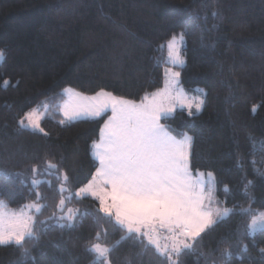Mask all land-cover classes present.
Masks as SVG:
<instances>
[{
    "label": "trees",
    "instance_id": "1",
    "mask_svg": "<svg viewBox=\"0 0 264 264\" xmlns=\"http://www.w3.org/2000/svg\"><path fill=\"white\" fill-rule=\"evenodd\" d=\"M180 31L187 60L180 68L181 85L188 91L204 88L205 106L193 117L178 110L162 123L193 137V169L215 174L221 205L264 210V176L251 163L264 172V0H0V168L5 170L0 172V201L21 208L36 200L35 178L44 181L37 190L43 195L39 202L48 205L35 212L39 240L24 244L31 256L23 257L16 246H0V264H93L89 245L111 247L121 241L123 230L97 211L94 198L74 196L99 166L91 145L109 113L60 124L57 106L66 88L87 95L105 89L137 101L161 89L170 64L158 63L167 56L158 45ZM46 104L44 132L19 126L25 112ZM238 159L243 170L236 166ZM46 161L70 177L63 196L82 220L72 228L57 224L60 180L56 170L45 172ZM248 180L254 199L243 192ZM249 222L248 215L231 214L203 235L197 252L174 259L178 264H226L222 250L242 243L247 253L237 258L235 249L231 264H264V230L255 237L240 235ZM109 256L111 264H168L132 238Z\"/></svg>",
    "mask_w": 264,
    "mask_h": 264
},
{
    "label": "snow or ice",
    "instance_id": "2",
    "mask_svg": "<svg viewBox=\"0 0 264 264\" xmlns=\"http://www.w3.org/2000/svg\"><path fill=\"white\" fill-rule=\"evenodd\" d=\"M217 15V12H212L213 17ZM185 46L183 31L171 34L158 45L159 50H167L166 59L158 60V63H168L171 67L163 70L164 87L145 92L139 101L114 95L105 89L93 95H85L72 88L63 90L67 99L57 106L63 115L60 124L82 117L102 118L111 113L99 130V139L91 145L92 156L99 166L74 196L94 198L99 205L97 211L113 220L124 235L111 247L101 243L89 245L86 250L95 254L93 264H111L109 254L119 243L130 238L143 244L145 249L153 248L168 264H178L174 257L186 251L197 252L195 245L203 235L235 213L250 217L240 235L255 237L258 230H264V210L253 209L251 204L246 208L213 206L219 203L214 195L215 177L211 172L194 171L193 137L186 132L173 134L174 129L161 123L162 118L172 117L178 109L186 110L187 115L193 117L205 106L207 93L202 89L195 90L199 95L186 92L181 85V72L175 70L187 64L182 53ZM3 57L4 51L0 49V58ZM47 107L44 105L45 112H40L39 107L25 112L18 120L19 126L44 132L41 121L46 116ZM256 107L253 106V112ZM251 163L253 170L264 176V172L255 167L256 162L253 160ZM236 166L243 170L241 159L237 160ZM53 169L60 180L58 192L61 196L55 207L62 215L56 218L57 224L60 228H72L82 220L76 215L79 209L68 208L65 212L66 198L63 193L69 191L66 184L70 182V177L67 172L59 171V165L46 161L45 172ZM4 171L0 168V172ZM37 171L38 168L33 166L34 175ZM14 175L22 176L23 173ZM21 183L26 182L21 180ZM42 183L44 181L39 179L31 180L36 200L22 205L19 210L5 211L6 206L0 201V246H16L23 250V257L31 256L30 250L24 247L26 239L39 240L34 231L36 217L31 213H41L48 207L39 203L43 195L37 189ZM252 183L248 180L243 185V192L250 199H254L248 192ZM224 191L226 194L232 192L227 185ZM102 231L106 233L107 230ZM100 235L96 233L97 240ZM237 248V258H242V253L248 251L247 245L242 243L233 246V249L224 248L221 255L226 264H231ZM260 251L264 253V249ZM199 254L206 258L210 256V253ZM31 259L34 261L35 257Z\"/></svg>",
    "mask_w": 264,
    "mask_h": 264
},
{
    "label": "rangeland",
    "instance_id": "3",
    "mask_svg": "<svg viewBox=\"0 0 264 264\" xmlns=\"http://www.w3.org/2000/svg\"><path fill=\"white\" fill-rule=\"evenodd\" d=\"M184 49V48H183ZM183 49H182V53H183ZM184 55V54H183ZM168 67H171V65L170 66H168ZM181 67H176V69L175 70H177V71H180L181 72V69H180ZM181 79V78H180ZM183 87V86H182ZM184 88V87H183ZM185 89V88H184ZM196 89H202L204 92H206V90L204 89V88H196ZM195 89V90H196ZM195 90H193V91H188L187 89H185V91L186 92H188V93H190L191 95H199V92H197V91H195ZM205 98V97H204ZM48 107H47V111H46V116L48 115L47 113H49V105L48 104H46ZM37 107H39V111L40 112H45V108H44V105H40V106H37ZM37 107H35V108H37ZM203 111V110H202ZM201 111V112H202ZM200 112V113H201ZM45 116V117H46ZM42 122V121H41ZM41 127H42V125H41ZM29 129H31V128H29ZM31 130H33V129H31ZM33 131H37V132H39L38 130H33ZM205 173H207V172H205ZM211 173H213V172H211ZM214 174V173H213ZM214 177H215V174H214ZM215 193H214V195H215V199H216V201H218V199H217V197H216V195H217V183H216V177H215ZM39 203H41V202H39ZM28 204V203H27ZM42 204V203H41ZM213 206H219V207H229V206H227L224 202H223V205H221L220 203H218V204H214ZM68 208H72V209H77V208H75V207H69L68 205H67V201H66V207H65V212H67V209ZM229 208H232V207H229ZM20 209V207L19 208H10V207H8V206H6L5 207V211H11V210H19ZM32 215H34L35 217H36V214H35V211H33L32 213H31ZM60 215H62V213H60L59 212V214L57 215L58 217L60 216ZM76 215L78 216V212L76 213ZM258 231H260V230H258Z\"/></svg>",
    "mask_w": 264,
    "mask_h": 264
},
{
    "label": "crops",
    "instance_id": "4",
    "mask_svg": "<svg viewBox=\"0 0 264 264\" xmlns=\"http://www.w3.org/2000/svg\"><path fill=\"white\" fill-rule=\"evenodd\" d=\"M163 87H164V85H163ZM163 87H162V88H163ZM72 89H73V88H72ZM76 91H77V90H76ZM78 92H79V91H78ZM81 93H82V92H81ZM85 95H87V94H85ZM65 99H67L66 96H65ZM178 110H180V109H178ZM178 110H177V111H178ZM177 111H176V112H177ZM110 114H111V113H109V115H110ZM80 119H94V118H90V117H82V118H80ZM95 119H96V118H95ZM78 120H79V119H78ZM161 123H162V119H161ZM173 134H176V133L174 132Z\"/></svg>",
    "mask_w": 264,
    "mask_h": 264
}]
</instances>
